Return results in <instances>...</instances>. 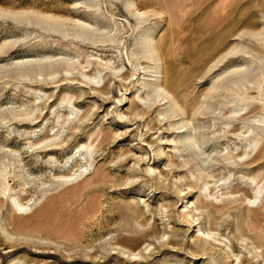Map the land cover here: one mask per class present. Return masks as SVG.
Returning <instances> with one entry per match:
<instances>
[{
  "label": "rangeland",
  "instance_id": "1",
  "mask_svg": "<svg viewBox=\"0 0 264 264\" xmlns=\"http://www.w3.org/2000/svg\"><path fill=\"white\" fill-rule=\"evenodd\" d=\"M0 264H264V0H0Z\"/></svg>",
  "mask_w": 264,
  "mask_h": 264
},
{
  "label": "bare ground",
  "instance_id": "2",
  "mask_svg": "<svg viewBox=\"0 0 264 264\" xmlns=\"http://www.w3.org/2000/svg\"><path fill=\"white\" fill-rule=\"evenodd\" d=\"M211 236V235H210Z\"/></svg>",
  "mask_w": 264,
  "mask_h": 264
}]
</instances>
